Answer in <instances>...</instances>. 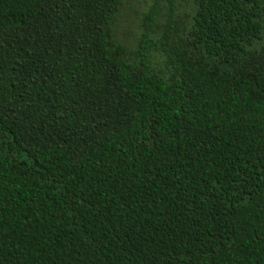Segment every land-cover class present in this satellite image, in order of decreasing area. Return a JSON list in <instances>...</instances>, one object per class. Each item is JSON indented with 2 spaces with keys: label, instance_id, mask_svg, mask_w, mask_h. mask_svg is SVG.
<instances>
[{
  "label": "trees",
  "instance_id": "trees-1",
  "mask_svg": "<svg viewBox=\"0 0 264 264\" xmlns=\"http://www.w3.org/2000/svg\"><path fill=\"white\" fill-rule=\"evenodd\" d=\"M0 0V264H264V0Z\"/></svg>",
  "mask_w": 264,
  "mask_h": 264
},
{
  "label": "rangeland",
  "instance_id": "rangeland-1",
  "mask_svg": "<svg viewBox=\"0 0 264 264\" xmlns=\"http://www.w3.org/2000/svg\"><path fill=\"white\" fill-rule=\"evenodd\" d=\"M152 0H125L116 22V34L129 48L136 45L141 29L142 14L147 11Z\"/></svg>",
  "mask_w": 264,
  "mask_h": 264
}]
</instances>
